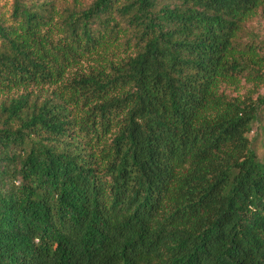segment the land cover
Here are the masks:
<instances>
[{"label":"trees","instance_id":"16d2710c","mask_svg":"<svg viewBox=\"0 0 264 264\" xmlns=\"http://www.w3.org/2000/svg\"><path fill=\"white\" fill-rule=\"evenodd\" d=\"M259 26L264 0H0V264H264Z\"/></svg>","mask_w":264,"mask_h":264},{"label":"rangeland","instance_id":"374dc122","mask_svg":"<svg viewBox=\"0 0 264 264\" xmlns=\"http://www.w3.org/2000/svg\"><path fill=\"white\" fill-rule=\"evenodd\" d=\"M259 27L262 29L260 31V33L263 34L264 33V28H262L261 26H259ZM251 89H252V85H250V84H242L240 86V88L238 89V92H235L233 94L242 95L246 91L251 90ZM254 90L255 91L253 93V99L257 98L258 95L259 96H264V82H263V84H261L260 86H258ZM261 111H262L261 115H263V117L260 118V119H262V121L257 123V124H255L253 132H252V136H255L256 134L258 136V134H259V138H258V142H257L256 146L258 147L259 154L263 155L264 154V145L259 144V141H261L263 139V131H262V129L264 127V109L261 108ZM263 144H264V142H263Z\"/></svg>","mask_w":264,"mask_h":264}]
</instances>
